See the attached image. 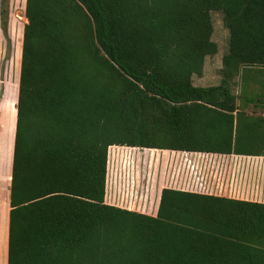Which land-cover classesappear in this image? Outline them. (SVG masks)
<instances>
[{
	"label": "trees",
	"instance_id": "1",
	"mask_svg": "<svg viewBox=\"0 0 264 264\" xmlns=\"http://www.w3.org/2000/svg\"><path fill=\"white\" fill-rule=\"evenodd\" d=\"M214 11L223 78L197 86ZM26 17L8 264H264V203L173 188L156 216L105 202L113 145L259 155L244 136L264 116L240 107L264 113L248 90L263 72L245 70L264 68V0H26Z\"/></svg>",
	"mask_w": 264,
	"mask_h": 264
},
{
	"label": "rangeland",
	"instance_id": "2",
	"mask_svg": "<svg viewBox=\"0 0 264 264\" xmlns=\"http://www.w3.org/2000/svg\"><path fill=\"white\" fill-rule=\"evenodd\" d=\"M9 17H8V34H4L1 25L0 17V114L6 112L8 121L13 124L17 118V102L19 93V80L23 47V30L24 25L28 22L26 17V0H9ZM1 10V0H0ZM27 19V20H26ZM212 21L214 26L213 40L218 45V51L215 54L209 55L205 59L204 69L202 75H193V82L197 86H211L219 85L223 78V58L229 51V39L230 33L224 23V14L222 11L212 12ZM254 72L261 70L262 77L254 83H250L249 91L257 95L264 93V68L252 67ZM244 81L241 75L237 76L234 81V91L241 97L243 96ZM248 114L261 115L263 113L262 108L253 107L250 105L248 108H242ZM256 135L249 138L244 136V146L250 145L256 150H264V127H262ZM257 143L256 146H252L253 143ZM141 152V157L146 156L153 158L155 161H149L148 167V179L152 182L162 179L166 180L168 188L170 186L177 187L176 180H170L168 175L171 173V168L175 166V159L178 154L163 150H150L145 148L131 149V148H111L110 149V162L112 164L113 158H121L122 173L116 176L119 192L121 197L124 198L123 203L134 205L136 198V188L133 185V168L136 166L134 161V152ZM178 167L180 164L185 165V161L179 155ZM169 161H166V160ZM173 163V164H172ZM165 168L164 171L161 168ZM159 170L161 171L160 173ZM157 176V177H156ZM171 176V175H170ZM132 195V196H131ZM226 198V197H225ZM129 201V202H128ZM156 201V198L154 199ZM128 202V203H127ZM157 204V201H156ZM137 206V203H135Z\"/></svg>",
	"mask_w": 264,
	"mask_h": 264
},
{
	"label": "crops",
	"instance_id": "3",
	"mask_svg": "<svg viewBox=\"0 0 264 264\" xmlns=\"http://www.w3.org/2000/svg\"><path fill=\"white\" fill-rule=\"evenodd\" d=\"M264 116V113H262ZM17 119V118H16ZM16 119L13 124L8 121L7 113L0 114V264H8V243H9V220L11 204L9 200L11 182H12V170H13V158H14V145H15V133H16ZM131 148L132 150L139 147H128L113 145L109 148L108 159V172H107V185L105 202L107 204L117 206L120 208L136 211L143 214L156 216L161 199V193L164 188H168L166 180L162 179L152 182L148 179V167L149 161H155L153 158L146 156L141 157V152H134V161L136 166L133 168L134 183L132 186L136 188L137 206L124 204V198L121 197L119 192L116 176L122 173L121 158H113L112 164L110 162V149L111 148ZM148 149V148H145ZM150 150H162V149H150ZM173 152V150H163ZM242 156V162L239 171L242 172L243 177L247 178L243 187L251 188L255 187L258 182L262 185L264 190V150L259 155L253 154H238ZM257 157V158H255ZM243 158H245L243 160ZM166 161H169L168 159ZM163 171L165 168H161ZM244 169V170H242ZM161 171L159 170L158 173ZM157 177V176H156ZM169 178V175H168ZM242 178V176H241ZM243 179V178H242ZM241 179V180H242ZM259 183V185H260ZM156 198V201L154 199ZM249 202L264 203V198L258 201L235 199ZM129 202V201H128ZM127 202V203H128Z\"/></svg>",
	"mask_w": 264,
	"mask_h": 264
},
{
	"label": "built area",
	"instance_id": "4",
	"mask_svg": "<svg viewBox=\"0 0 264 264\" xmlns=\"http://www.w3.org/2000/svg\"><path fill=\"white\" fill-rule=\"evenodd\" d=\"M172 153L178 154L175 166L171 168L172 174L169 175V181L176 180L178 184L174 189L231 199L258 201L264 198L260 182L255 187H243L247 176L244 178L239 171L241 163H244L240 155L208 151L173 150ZM179 155L185 165L180 164L178 167Z\"/></svg>",
	"mask_w": 264,
	"mask_h": 264
}]
</instances>
